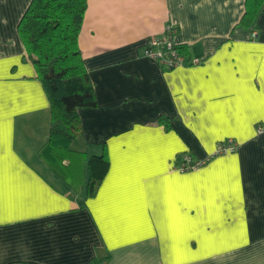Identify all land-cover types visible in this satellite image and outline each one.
Here are the masks:
<instances>
[{
	"label": "crops",
	"instance_id": "0c3cea01",
	"mask_svg": "<svg viewBox=\"0 0 264 264\" xmlns=\"http://www.w3.org/2000/svg\"><path fill=\"white\" fill-rule=\"evenodd\" d=\"M30 1L0 0V264H264V10L252 39L245 0H87L97 105L78 108L71 148L109 160L89 196L39 152L49 100L18 33ZM169 23L198 63L145 56ZM228 138L237 149L214 154ZM183 151L208 160L179 171Z\"/></svg>",
	"mask_w": 264,
	"mask_h": 264
},
{
	"label": "trees",
	"instance_id": "16d2710c",
	"mask_svg": "<svg viewBox=\"0 0 264 264\" xmlns=\"http://www.w3.org/2000/svg\"><path fill=\"white\" fill-rule=\"evenodd\" d=\"M86 7L87 0H31L18 22V33L26 58L33 64L35 77L42 83L49 100L48 136L39 152L53 167L59 166L61 174L66 172L74 178L75 183L81 185L86 177L87 195L92 196L108 168L107 154L104 151L92 155L81 163L80 160L85 159L84 152L71 148L81 132L78 108L97 105L93 82L78 42ZM262 10L264 0H245V11L238 25L256 29L254 21ZM185 153L176 155V164ZM79 162L82 176H77L78 169H75ZM63 177L68 179L67 175Z\"/></svg>",
	"mask_w": 264,
	"mask_h": 264
},
{
	"label": "built area",
	"instance_id": "2783aa9c",
	"mask_svg": "<svg viewBox=\"0 0 264 264\" xmlns=\"http://www.w3.org/2000/svg\"><path fill=\"white\" fill-rule=\"evenodd\" d=\"M173 31L174 26L169 23L161 34L151 36L144 50L145 56L158 62L166 69L198 63V59H192L189 62L186 61L185 56L180 50V45L173 39ZM257 35L258 31L255 29L250 33L252 39L256 38ZM256 131L257 133L264 131V125H258ZM236 149L237 144L235 141L228 138L217 143L214 154L233 152ZM207 160L208 159L194 158L191 154L186 152L179 160V163H175L174 167L179 171L192 170L204 165Z\"/></svg>",
	"mask_w": 264,
	"mask_h": 264
}]
</instances>
